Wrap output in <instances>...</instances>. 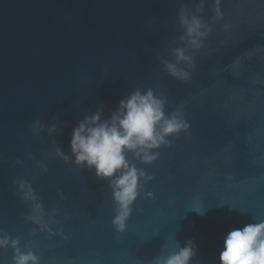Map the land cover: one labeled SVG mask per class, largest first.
<instances>
[{
    "label": "water",
    "instance_id": "obj_1",
    "mask_svg": "<svg viewBox=\"0 0 264 264\" xmlns=\"http://www.w3.org/2000/svg\"><path fill=\"white\" fill-rule=\"evenodd\" d=\"M197 2L0 0V228L22 245L30 240L41 264H151L189 239L198 245L194 264H220L227 233L264 219V0H221L223 18L214 22L207 0L212 31L190 52L196 69L183 82L157 56L171 59L168 45L182 32L177 9ZM136 87L163 93L166 111L181 108L190 128L170 137L154 163H138L155 177L142 189L154 197L137 198L117 240L106 182L54 149L67 153L85 113L103 104L109 115ZM37 119L64 124L57 135H33ZM20 177L46 214L60 209L68 240L25 220L32 206L12 184ZM12 255L0 249V264Z\"/></svg>",
    "mask_w": 264,
    "mask_h": 264
},
{
    "label": "clouds",
    "instance_id": "obj_2",
    "mask_svg": "<svg viewBox=\"0 0 264 264\" xmlns=\"http://www.w3.org/2000/svg\"><path fill=\"white\" fill-rule=\"evenodd\" d=\"M206 3L207 0H198L194 10L188 4L181 3L176 16L182 32L176 37L177 43L168 45L171 59L157 56L162 71L174 79L183 82L191 79L196 63L190 52L201 49L212 31V24L202 15ZM220 5L221 0H212L213 15L210 19L213 22L223 18ZM156 19L153 18L149 24ZM167 103L168 98L163 93L157 94L153 87H136L119 100L118 106L109 115L105 116L103 104L98 105L95 111L85 113L72 127L67 153L59 145L54 149L56 157L80 169L87 168L99 180L106 182L114 205L111 224L117 240L127 228L137 198L141 195L145 199L154 197L153 192H142V189L155 177L143 167H138V163H154L160 156L158 149L172 146L170 137L187 132L190 128L183 110L177 108L168 112ZM63 124V121L58 124L37 119L31 126V132L33 135L46 132L54 136L59 134ZM49 155L51 158L52 154ZM15 163L19 165L22 161L17 159ZM40 167L47 172L46 163L41 162ZM12 184L15 186L14 194L32 206L25 220L37 225L41 232H47L50 237L61 235L64 240L70 238V233L64 232V225L55 219L60 209L46 214L29 179L13 178ZM58 191L62 200L67 198L62 190ZM45 215H48L47 219ZM29 235H34V231ZM8 248L13 252L12 264H41V256L34 251L30 240L22 245L20 237H13L10 232L0 228V249ZM197 255L198 245L194 239L185 241L183 246L175 241L174 248L155 257L151 264H194ZM219 261L220 264H264V219L231 229L224 238Z\"/></svg>",
    "mask_w": 264,
    "mask_h": 264
}]
</instances>
